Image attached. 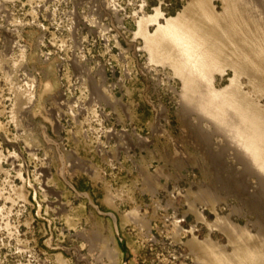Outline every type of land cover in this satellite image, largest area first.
<instances>
[{
    "label": "rangeland",
    "instance_id": "obj_1",
    "mask_svg": "<svg viewBox=\"0 0 264 264\" xmlns=\"http://www.w3.org/2000/svg\"><path fill=\"white\" fill-rule=\"evenodd\" d=\"M196 1L0 0V264H213L259 239L241 166L144 43Z\"/></svg>",
    "mask_w": 264,
    "mask_h": 264
},
{
    "label": "bare ground",
    "instance_id": "obj_2",
    "mask_svg": "<svg viewBox=\"0 0 264 264\" xmlns=\"http://www.w3.org/2000/svg\"><path fill=\"white\" fill-rule=\"evenodd\" d=\"M143 34L151 57L173 66L182 79L184 111L196 114L194 128L211 160L231 156L241 166L232 182L251 193L252 203L264 215V104H260L264 99V0H223L221 12L209 0H199L182 15L157 23L153 33ZM226 68L233 70V76L227 86L217 89L214 73L224 77ZM243 79L252 94L245 92ZM203 122L210 124L209 131ZM215 135L223 145L214 147ZM231 229L238 232L239 228ZM259 229L255 241L237 237L239 254L214 252L213 264H264L263 223Z\"/></svg>",
    "mask_w": 264,
    "mask_h": 264
},
{
    "label": "water",
    "instance_id": "obj_3",
    "mask_svg": "<svg viewBox=\"0 0 264 264\" xmlns=\"http://www.w3.org/2000/svg\"><path fill=\"white\" fill-rule=\"evenodd\" d=\"M111 216H112V218L115 220L114 216H113V215H111Z\"/></svg>",
    "mask_w": 264,
    "mask_h": 264
}]
</instances>
